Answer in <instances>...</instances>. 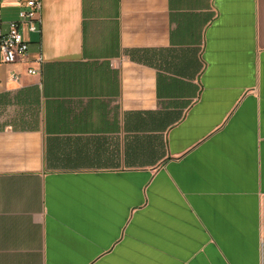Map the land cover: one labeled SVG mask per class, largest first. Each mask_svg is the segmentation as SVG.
I'll return each instance as SVG.
<instances>
[{"label":"crops","instance_id":"crops-1","mask_svg":"<svg viewBox=\"0 0 264 264\" xmlns=\"http://www.w3.org/2000/svg\"><path fill=\"white\" fill-rule=\"evenodd\" d=\"M41 1L0 51V264H264V0Z\"/></svg>","mask_w":264,"mask_h":264},{"label":"built area","instance_id":"built-area-1","mask_svg":"<svg viewBox=\"0 0 264 264\" xmlns=\"http://www.w3.org/2000/svg\"><path fill=\"white\" fill-rule=\"evenodd\" d=\"M42 1L26 0L19 14V21L9 25L8 31H4L0 23V51L2 61L6 65H15L28 62V41L26 33L39 34L42 25ZM30 75H36V71L30 69ZM13 79H17L15 76Z\"/></svg>","mask_w":264,"mask_h":264}]
</instances>
